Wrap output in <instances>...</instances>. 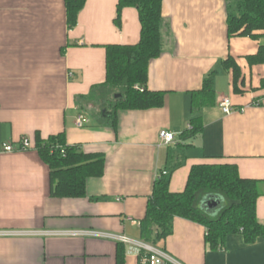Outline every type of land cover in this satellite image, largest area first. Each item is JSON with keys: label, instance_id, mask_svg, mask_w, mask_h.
<instances>
[{"label": "crops", "instance_id": "crops-1", "mask_svg": "<svg viewBox=\"0 0 264 264\" xmlns=\"http://www.w3.org/2000/svg\"><path fill=\"white\" fill-rule=\"evenodd\" d=\"M117 5L86 0L70 29L66 0H0V232L11 234L0 237V264H118L121 244L125 264H155L157 256L136 244L145 243L140 222L155 181L179 164L171 174L172 193L185 190L192 167L200 164L236 165L242 178L259 181L257 219L264 225V64L251 67L246 59L264 41L228 38L226 0H163L171 36L150 63L148 88L165 92V104L119 111L114 130L100 123L89 95L106 81V46L140 41L137 10L124 9L117 27ZM230 56L242 71L240 93L223 66ZM212 72L216 104L201 111L202 134L183 141L191 93ZM225 99L231 114L220 107ZM81 115L89 120L82 128ZM164 131L174 143L161 142ZM37 133L43 139L64 134L68 145L105 156L104 176L88 180L85 198L52 197ZM24 139L31 148L5 152ZM72 232L125 236L133 243L66 235ZM206 235L203 225L177 218L171 236L148 245L171 259L165 264H264V237L249 245L232 234L212 250Z\"/></svg>", "mask_w": 264, "mask_h": 264}, {"label": "trees", "instance_id": "trees-1", "mask_svg": "<svg viewBox=\"0 0 264 264\" xmlns=\"http://www.w3.org/2000/svg\"><path fill=\"white\" fill-rule=\"evenodd\" d=\"M85 4L86 0H66L70 29L77 26ZM226 4L229 39L242 37L264 41V0H226ZM127 8L139 14L140 41L136 45L106 46V81L94 86L89 95L90 103L98 107L100 123L114 130L118 126L119 111L162 108L166 97L165 92L148 88L150 63L162 55L167 38L171 36L170 26L163 17V0H118L117 27H121V14ZM246 59L251 67L264 64V43L257 54ZM223 66L232 71L234 91L240 93L244 79L236 60L230 56ZM215 74L212 72L204 80L201 90L191 93L190 129L182 133L183 141L202 134L201 111L216 104ZM35 148L50 169L54 198H85L88 180L104 176L105 156L85 153L80 146L68 145L64 134L43 139L37 133ZM180 166L170 168L168 175L161 173L155 181L145 217L140 222L142 241L156 244L166 240L172 235L177 218L206 227V243L212 250L224 247L226 238L232 234H241L249 245L264 237V225L257 219L259 181L242 178L236 165L200 164L192 167L185 190L172 193L171 174ZM209 199L218 201L219 206L210 209ZM117 259L118 264H125L122 244Z\"/></svg>", "mask_w": 264, "mask_h": 264}, {"label": "built area", "instance_id": "built-area-1", "mask_svg": "<svg viewBox=\"0 0 264 264\" xmlns=\"http://www.w3.org/2000/svg\"><path fill=\"white\" fill-rule=\"evenodd\" d=\"M220 107L222 108V110L224 111V113L226 114H231L233 109H232V105L231 102L228 99L222 100L220 103ZM89 123V120L81 115L78 117L77 119V126L82 128L84 127L86 124ZM176 137L168 132H161L160 134V140L162 143L164 144H172L175 142ZM31 148V144L30 141L28 139H24L22 140L20 146L18 148H15L13 145H7L5 146V152L7 153H13L16 151H23V150H27ZM163 175H168V172H163ZM14 235V234H12ZM66 235H70V236H90V235H95V236H101L104 238H114L116 240H118L119 242H122L124 244H132L133 241H131L130 239H128L125 236H108V235H103V234H96V233H91V232H80V233H76V232H72ZM4 236H11L10 233L7 232H0V237H4ZM138 244L142 249H144L145 251H147L148 253L157 256V259L155 260V264H165L166 262H171V259L166 256L164 253H161L160 251L154 249L153 246L145 244V243H136Z\"/></svg>", "mask_w": 264, "mask_h": 264}, {"label": "water", "instance_id": "water-1", "mask_svg": "<svg viewBox=\"0 0 264 264\" xmlns=\"http://www.w3.org/2000/svg\"><path fill=\"white\" fill-rule=\"evenodd\" d=\"M118 97H120V95H117V98H118ZM207 204H208V207H209L210 209L217 208V207L219 206V202H218V201H216V200H211V199L208 200Z\"/></svg>", "mask_w": 264, "mask_h": 264}, {"label": "rangeland", "instance_id": "rangeland-1", "mask_svg": "<svg viewBox=\"0 0 264 264\" xmlns=\"http://www.w3.org/2000/svg\"><path fill=\"white\" fill-rule=\"evenodd\" d=\"M93 105V104H92ZM95 107H96V105H94ZM96 109H98V107L96 108Z\"/></svg>", "mask_w": 264, "mask_h": 264}]
</instances>
